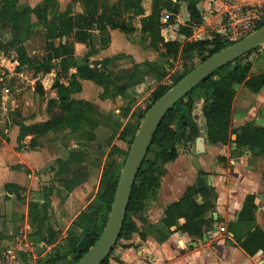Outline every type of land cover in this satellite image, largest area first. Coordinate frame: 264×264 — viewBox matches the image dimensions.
<instances>
[{
	"label": "crops",
	"instance_id": "crops-1",
	"mask_svg": "<svg viewBox=\"0 0 264 264\" xmlns=\"http://www.w3.org/2000/svg\"><path fill=\"white\" fill-rule=\"evenodd\" d=\"M55 1L58 4V11L62 12L59 10L58 0ZM190 1L191 0H161L160 22L162 23V28L160 29V34L164 41H177L183 44L186 41L210 40L212 37L211 34L206 31V27H218L214 30V33H221V23L223 21V12L226 9V5H236L238 7H264V0H193L196 2V8L200 14L201 21L192 28L191 37L186 38L177 32V27L189 23L190 18L187 12V5ZM180 3L181 6H179ZM38 4H40V0L32 7ZM96 4L99 13L106 12L113 16L112 26H108L109 44L107 47L98 49L90 56H86L88 52L87 44L76 42L73 33H68L61 39L54 41V45L61 43L72 50L71 57L73 60L69 65L66 64L67 68H70L68 71L70 77L82 71L87 74L92 73L101 67V62L104 60H108L107 69L113 75L114 70H112L111 64L124 57L130 58L132 62L131 70H134V68L140 70L142 66H146L147 63L160 65L153 61L155 57L153 50L157 48L154 49L150 46L149 41L141 32L140 17L134 16L132 11L126 7L123 0H96ZM174 4L179 6L178 13L175 16L174 23L168 24L167 20L172 14ZM67 5L70 6L73 14L80 11V8L79 11L73 10L74 6L78 7L73 0H70L65 5V8ZM18 6H20V1ZM28 7L31 6L28 5ZM141 7L143 9V16H148L151 13L152 1L141 0ZM180 8L181 13L179 15ZM30 22L38 23L33 15L30 16ZM6 27L7 25L4 26V29ZM38 27L43 35L44 52L46 54L44 30L39 23ZM122 27L128 30L123 31ZM16 29L17 28H15V31ZM202 30H205L204 35L200 34ZM31 31V37L24 42V47L30 62L32 61V57L27 52L26 43L34 37L37 30L34 31L32 29ZM134 33H138L142 41L143 39L145 40L143 41V47L145 49L139 46L136 47L137 50H130V48H128V41L125 40L124 36ZM115 34L119 35L118 40L114 39ZM261 47L263 56L260 57L255 64L254 62L247 61L251 63L252 70L255 73L264 70V46ZM80 49H86L85 54H83V59L85 58L89 63L87 66L85 65L87 63H85L82 58L76 57L75 51ZM161 49L160 52L162 53L164 50L162 47ZM12 53L14 54V52ZM179 53L182 54L181 51H179L178 54ZM15 57L14 54V58ZM44 57L45 55L43 58ZM68 59V57H60L53 60H65L68 62ZM81 60H83L82 63L86 67L79 68ZM15 62L17 66L16 59ZM23 69L25 68L21 70ZM121 70H124L123 73L128 71V69ZM75 80L79 84V92H81L84 83H89L101 89L100 99L104 100L101 98L103 93L102 87L93 81L84 80L78 76L75 77ZM154 82L156 81L154 80ZM59 83L67 86L66 83ZM234 89L236 95L232 101V128H239L245 123L250 122L256 126H264V88L256 94L251 93L243 85H235ZM70 99L72 101L74 100L72 94ZM107 99L108 98H105V100ZM50 100H52V98H50ZM83 101L85 100L82 99V102ZM84 103H88L90 106L95 107L88 101ZM196 104H198V108L195 112ZM196 104L194 105L192 114L195 119L198 117L200 121L199 123L196 121L199 128L198 136L181 145L177 158L164 164V173L160 178V187L155 192L154 196L148 200L144 211L140 215L142 220L138 219L137 216L132 217L138 231L132 233L129 239L118 241V245L116 247L114 246L115 249L113 248L114 250L111 252L113 260L110 259L112 264H264V251L260 249L254 254H248L241 247L240 243L255 227H258L264 234V155L257 154L256 151L249 154L248 151L244 149L238 150L233 142L224 146L220 144H210L207 141L206 127L201 113L203 99L199 98ZM49 110L48 117L40 120L38 119L39 113H35L34 115L31 114L28 118H17L12 125L14 127L11 129L8 141H3L2 145H0V187L2 188L0 194L1 213L4 212V207H7L6 202H4L5 199L13 195L5 191L4 185L7 183L15 184L24 191L23 176L25 172L27 174L25 175L30 178V172L34 170L39 171L52 157L48 150L49 147H46L48 144L47 137L58 127L57 122L59 118L63 116L64 111L58 106ZM84 117L90 119L87 115H84ZM46 121H50L54 128L39 139L38 145L32 147L30 145L32 136L27 135L23 137L21 141L23 147L17 150L16 147L18 146L20 135L18 122L28 126ZM92 121L94 126H96L97 120ZM69 129L72 132H81L75 131L74 129L72 130V128ZM83 129L85 130V127ZM198 138H200V142ZM44 141H46V143H44ZM50 146H52V144ZM77 150L78 149L69 152L67 157L63 159L57 158L55 160L57 163L55 175L59 178H53L52 181L58 183L54 185L51 181V186L46 188L47 190L44 193L45 196L55 189H58V191L62 190L65 193L72 192L76 187L68 192L62 188L60 183L61 180L70 178L72 173L85 172L87 177L80 185L85 183L87 185V180L89 178L88 170L78 165L84 162L87 154H85L83 150ZM72 152H79L84 158L80 159L79 163L69 162V155ZM200 173L204 174L206 186L210 191L211 197L209 198V203L211 207L195 220V223L198 224L197 230H192L191 234L180 231L178 228L185 222L183 218L177 219L175 225L166 227L162 223L165 209L169 205L179 201L184 192L196 183L197 176ZM9 176H11V179L8 178ZM58 191L56 190V192ZM21 192L19 198H21ZM247 195H254L255 198L254 203L256 205V210L254 213V220L246 221L238 225L236 220L239 217ZM197 203L202 204V198L197 197ZM200 222L207 223L209 229L201 234H197L201 231V228L202 230L205 229V226H203L204 224L202 225ZM230 224L233 225L232 231L229 229ZM220 227H224L225 231L221 232L219 230ZM127 244L132 245L128 248L124 247V245Z\"/></svg>",
	"mask_w": 264,
	"mask_h": 264
},
{
	"label": "trees",
	"instance_id": "trees-1",
	"mask_svg": "<svg viewBox=\"0 0 264 264\" xmlns=\"http://www.w3.org/2000/svg\"><path fill=\"white\" fill-rule=\"evenodd\" d=\"M19 1L20 0H0V23L7 25V27L0 32V50L14 52L17 61V70L29 68L32 65L24 47V42L32 35L30 26L31 15L36 18L44 30L46 43L45 62H50L60 57H71L72 50L67 48L64 44L59 43L58 45H54L55 40L61 39L68 33L74 34L76 42L87 44L88 52L86 56H90L98 49H103L109 44L108 26H112L113 16L106 12L99 13L96 0H73L80 8V11L75 14L71 12L69 5H67L64 11L59 12L55 0H40V4L37 6H27L23 9L18 6ZM123 1L134 16L140 17L141 32L149 41V45L154 49L160 45L164 50L162 52L164 56L174 57L179 51H181L183 55H188L207 49L208 54L200 60L199 63H201L210 55L231 45L230 43L227 44L224 42L225 40L219 34H214L210 40L186 41L183 44L177 41H164L160 34V29L162 28V23L160 22L161 0H150L152 1V9L148 16H143L141 0ZM49 8H54L52 15H50ZM178 8L179 6L174 4L172 14L167 20L168 24L174 23ZM187 12L190 18L189 23L179 25L177 27V32L189 38L192 35V28L201 21L195 1L191 0L188 3ZM263 25L264 22L257 28ZM17 26H21L19 32L15 31ZM122 30L127 31L128 29L122 27ZM254 51L255 50L252 52ZM233 62L220 68L198 84L185 97L180 99L164 116L153 136L147 155L137 173L127 206L126 218L118 241L127 240L132 233L138 231L132 217L137 216L138 219H141L140 215L144 211L148 200L154 196L155 192L160 187V178L164 173V164L177 158L181 145L198 136L199 128L192 114L196 103L197 91L201 92L200 98L203 99L201 113L206 127L207 141L210 144H220L224 146L233 142L238 150L244 149L248 151L249 154L256 151L257 154L264 155V126H256L250 122L245 123L239 128H232V101L236 95L234 86L243 85L254 94L260 92L264 88V70L255 73L249 62L236 63L229 68ZM101 63V67L92 73L87 74L82 71L77 75H73L74 87L72 90L70 87L58 82L54 84V88L57 89L59 97L58 107L64 111L63 116H61L57 122L59 125H65L75 131H84L83 128H86L87 125L94 126L92 120L84 117V108L90 105L82 101H72L70 99L71 94L79 89V84L75 80L77 76L84 80L93 81L102 87L103 93L101 98L103 99L111 98L116 94V90H121V86H118L115 82L123 80L133 85L141 84L144 83L147 76H149L159 83L165 76L164 68L155 63H147V70L145 71L135 68L130 74L120 76H114L108 71V60H104ZM194 67L190 68L189 71ZM184 75L174 79L172 85ZM136 78L137 80H135ZM109 86H113V89L115 87V92L113 94H108L107 89ZM169 88L170 87H165L162 84L156 86L151 92L152 103ZM50 103L51 102H49V104ZM18 125L20 135L18 146L16 147L17 150L23 147L21 144L23 137L31 135L30 145L34 147L38 145L41 137L54 128L50 121L28 126L18 122ZM133 138L130 140L129 146ZM83 158L84 156L81 153L72 152L69 155V162L79 163L80 159ZM86 177L87 174L85 172L72 173L70 178L63 179L60 183L62 188L69 192L83 183ZM104 178L105 172L100 179V187L103 186L104 188L101 193L96 196L95 204L89 206L91 207L90 211L79 213L72 224L74 227L81 230L80 234L71 233L67 238L68 252L73 258L74 264L94 244L106 223L116 190L119 173L109 174L107 179L104 180ZM4 189L7 193L14 194L18 198L20 197V192L23 191L21 187L10 183L5 184ZM197 197L202 198V204L197 203ZM210 197V191L206 186L204 174L200 173L197 176L196 183L184 192L179 201L169 205L165 209L162 223L166 227H171L175 225L177 219L183 218L185 222L178 229L182 232L191 234L192 230H197L198 224L195 223V220L210 209ZM254 199V195L246 196L239 217L236 220L238 225L246 221L254 220V213L256 210ZM28 211L31 220L33 222L36 221L37 215L40 213L37 203L33 201L29 202ZM200 224H204L203 226H205V229L202 230L201 228V231L197 234H201L209 229L207 223L200 222ZM232 226L233 225L230 224V231H232ZM1 237L2 234L0 233V239ZM240 243L241 247L248 254H254L260 249L264 251V234L258 227H255ZM131 245L132 244H127L124 245V247L128 248L131 247ZM109 256L103 260L101 264H112Z\"/></svg>",
	"mask_w": 264,
	"mask_h": 264
},
{
	"label": "rangeland",
	"instance_id": "rangeland-1",
	"mask_svg": "<svg viewBox=\"0 0 264 264\" xmlns=\"http://www.w3.org/2000/svg\"><path fill=\"white\" fill-rule=\"evenodd\" d=\"M69 1L58 0L59 10L63 11ZM38 2L39 0H20L19 7L22 9L28 5L32 7ZM73 10L79 11V7L74 6ZM262 10L264 13V7ZM49 11L50 14H53L54 8H49ZM180 13L181 8L179 15ZM223 24L222 21L221 27ZM4 26L0 23V31L4 29ZM30 26L31 30H37L34 37L26 43L27 52L32 57L31 67L21 71L17 70L14 54L11 51H0V145L3 141H8L11 129L14 127L12 125L17 118H28L31 114L39 113L38 119H44L48 117L49 109L58 106L59 97L57 89L54 88L56 82L66 83L71 90L74 87V81L68 73L70 68L66 66L72 62V57H69L68 62L65 60L45 62L41 30L37 22H30ZM16 28L17 32L21 30V26ZM216 28L206 27V31L213 37ZM204 31L202 30L200 34L204 35ZM118 36L115 34L114 39L118 40ZM124 38L128 41L130 50H137V46L145 49L143 47L145 40L142 41L138 33L125 35ZM160 50H162L160 46L153 50L155 56L153 61L163 66L165 70V76L159 83L154 82V79L149 76L144 83L135 85L121 80L115 82L121 86V90H116V94L107 100H101V89L89 83L83 84L81 92L78 89L72 93L73 101H82L83 99L85 100L83 102L88 101L95 106L85 107L84 115L92 120H97L96 126L87 125L84 131L72 132L67 126L58 124V127L48 135L46 147H49L48 150L52 156L50 161L39 171L30 172V178L24 171L26 175L23 176L24 191L21 192V198H17L14 194L10 195L4 201L7 206L4 207V212L0 211V233L2 234L0 264H74V260L68 252L67 238L71 233L79 235L81 230L72 224L79 213L90 211L91 207L89 206L95 204L96 196L104 188L100 187L102 174L105 172L104 180L108 178L109 174H120L129 142L136 133V128L138 129L147 107L152 103L151 92L159 84L171 87L174 79L186 74L190 68L196 66L208 54V50L205 49L188 55L179 53L169 58L164 56ZM85 51L86 49L75 51L76 57L83 59ZM262 56L263 50L262 47H259L253 53L237 59L229 68L236 63L247 61L255 64ZM83 60L87 66L89 64L87 60L85 58ZM83 60H81L79 68L86 67L82 63ZM131 64L129 57L113 62L111 64L112 70H114L113 75L130 74L133 71L130 69ZM121 69H128V71L123 73L124 70ZM140 70L145 71L147 67L142 66ZM107 90L108 94H113L115 87L113 89V86H109ZM200 93V91L196 92L195 102L199 100ZM49 102L51 103L47 107ZM197 108L198 104H196L195 112ZM196 121L200 122L198 117H196ZM51 144L52 146H50ZM76 149H78L77 151L83 150L87 154L84 162L78 164L88 170L87 185L85 183L77 186L69 193L55 189L45 196L46 188L51 186L53 178H59L55 175L57 169L55 160L67 157L69 152ZM8 178L11 179V176ZM52 183L56 185L58 182L52 181ZM1 191L0 187V194ZM31 201L37 203L40 211L34 222L28 211V204ZM117 245L118 242L115 247ZM109 259L113 260L112 253Z\"/></svg>",
	"mask_w": 264,
	"mask_h": 264
},
{
	"label": "water",
	"instance_id": "water-1",
	"mask_svg": "<svg viewBox=\"0 0 264 264\" xmlns=\"http://www.w3.org/2000/svg\"><path fill=\"white\" fill-rule=\"evenodd\" d=\"M261 46H264V25L207 57L147 108L128 148L106 223L94 244L75 264H101L112 252L123 228L137 173L166 113L214 72Z\"/></svg>",
	"mask_w": 264,
	"mask_h": 264
},
{
	"label": "built area",
	"instance_id": "built-area-1",
	"mask_svg": "<svg viewBox=\"0 0 264 264\" xmlns=\"http://www.w3.org/2000/svg\"><path fill=\"white\" fill-rule=\"evenodd\" d=\"M223 12V26L219 34L227 43H234L254 31L264 22L262 7H238L226 5ZM219 230L224 232V227ZM206 264V263H202Z\"/></svg>",
	"mask_w": 264,
	"mask_h": 264
}]
</instances>
